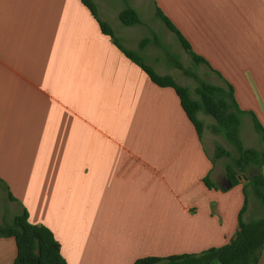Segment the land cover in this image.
Listing matches in <instances>:
<instances>
[{
    "label": "crops",
    "instance_id": "obj_1",
    "mask_svg": "<svg viewBox=\"0 0 264 264\" xmlns=\"http://www.w3.org/2000/svg\"><path fill=\"white\" fill-rule=\"evenodd\" d=\"M93 1L123 47L181 80L159 46L153 54V34L167 45L158 30L174 36L155 19L160 8L206 59L211 83L232 87L243 145L245 134L259 138L251 114L264 127V0ZM145 3L150 19L137 11ZM127 5L140 23L119 20ZM146 36L152 41L139 49ZM208 137L206 125L197 137L174 91L127 59L80 0H0V225L25 209L52 231L67 264L222 246L238 229L245 184L225 188ZM252 196L245 221L258 209ZM15 256L14 238L0 237V264Z\"/></svg>",
    "mask_w": 264,
    "mask_h": 264
},
{
    "label": "trees",
    "instance_id": "obj_2",
    "mask_svg": "<svg viewBox=\"0 0 264 264\" xmlns=\"http://www.w3.org/2000/svg\"><path fill=\"white\" fill-rule=\"evenodd\" d=\"M80 2L95 19L100 32L110 37L122 54L136 64L153 84L159 87H169L174 91L198 138L201 137L205 127L203 120L198 118V114L209 115L214 119L215 124L210 126L211 131L220 134L235 152L230 157V162L224 165L228 181L234 186L239 183L240 173L248 168L254 170L256 174L248 178L247 185L251 187L257 203L264 209V175L261 173V168L264 166V127L251 114L253 129L263 142V146L260 149H255L243 145L239 128L241 115L244 112L235 103L232 87L224 79L223 86L203 80L195 71L189 70L182 64L169 45L161 42L153 34L155 44L169 55L173 61L172 65L192 77L196 85L191 92L187 87L178 84L171 75L158 74L144 62L138 51L127 49L121 45L111 26L98 16L97 6L93 0H80ZM154 17L174 34L176 41L190 56L194 64L204 63L210 68L206 59L192 50L188 40L157 6H155ZM118 18L125 25L140 23L136 10L128 5L119 11ZM151 41L150 37H143L138 44L139 49ZM218 75L220 77V74ZM223 156L229 157V151L221 145L215 144L211 161ZM203 182L208 188L216 187L208 175L203 178ZM247 188L246 185L242 188L244 199L238 212V229L230 242L222 246L210 247L198 254L183 253L164 258L148 256L138 258L132 264H256L264 245V214L247 221L243 219L242 215L247 206ZM8 195L12 197L9 192ZM0 237H13L15 240L16 256L13 264H67L52 231L43 224L31 223L25 209L14 215L10 223L0 225Z\"/></svg>",
    "mask_w": 264,
    "mask_h": 264
},
{
    "label": "rangeland",
    "instance_id": "obj_3",
    "mask_svg": "<svg viewBox=\"0 0 264 264\" xmlns=\"http://www.w3.org/2000/svg\"><path fill=\"white\" fill-rule=\"evenodd\" d=\"M106 1L114 2L116 5H119V6H123L124 4L127 3L126 0H106ZM137 11H138L139 15L141 17H143V18L150 19L152 17V13L150 11L149 4H146L145 3V4L139 5ZM163 33H162L161 29L158 30L159 36L162 37V38L164 37V40L169 44L172 52L176 54V56L179 58V60L182 62V64L186 68H188L189 70L195 71L203 80L211 83V81H213V79L211 78V73L209 72V69L206 66H203L201 64H194L193 61L191 60L190 56L181 48V46L178 44V42L176 41V39L174 38V36L171 34V36L169 35V37H167L165 34L163 35ZM154 47L155 48H154L153 54L156 55L157 51L158 50L161 51V50L156 45H154ZM161 56H162L163 60H165V62H167V63L169 62L172 65V62L173 61L171 60V58L169 57L168 54L162 52L161 53ZM148 64L152 65L151 63H148ZM178 73L180 75V78H182V79L179 80L175 75L172 74L174 80L178 84L187 87L188 90L192 92L193 89H194V87H195V85H196L195 80L192 77L184 74L181 70L178 71ZM203 121H204V123L206 125V129H207V131L209 133V137H208L209 142H207V145H208V148L207 149H208L209 153L211 154V157H213V155H214L215 144H219L222 147H224L225 149L227 148L228 151H229V153H230V156L229 157L223 156V157L214 159L216 165L219 166L222 171H224L225 170L224 165L226 163L230 162V157L232 155H234L235 152H234L232 146L230 144H228L221 137L220 134L214 133V132L211 131L210 126H212L213 124H215V121H214V119L211 116L203 114ZM242 139H243L244 143L245 142H248V144H246V145H248L251 148H257L258 143H260V139L257 138V136H255V135L245 134V135L242 136ZM245 147H247V146H245ZM261 171H262V173L264 175V166L261 168ZM253 172H255V171L248 168L244 172H242V173L239 174V181L241 180L248 187L247 188L248 189V195L250 197L252 196V194H251L252 193V190H251V187L248 186L247 184H248V178L251 177V176H253V175H255V173H253ZM254 205H255V210L257 208L258 209L256 210L255 213H253V214H251L249 216V219H255V218H257L259 216H262L264 214V209L261 206L259 207L258 203L256 202V199L254 201Z\"/></svg>",
    "mask_w": 264,
    "mask_h": 264
},
{
    "label": "water",
    "instance_id": "obj_4",
    "mask_svg": "<svg viewBox=\"0 0 264 264\" xmlns=\"http://www.w3.org/2000/svg\"><path fill=\"white\" fill-rule=\"evenodd\" d=\"M231 186V183L228 181V179L226 178V186L225 188H229ZM224 187H222V189H225Z\"/></svg>",
    "mask_w": 264,
    "mask_h": 264
}]
</instances>
